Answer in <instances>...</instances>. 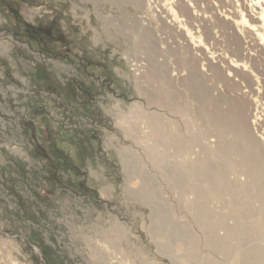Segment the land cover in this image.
<instances>
[{
	"label": "rangeland",
	"instance_id": "374dc122",
	"mask_svg": "<svg viewBox=\"0 0 264 264\" xmlns=\"http://www.w3.org/2000/svg\"><path fill=\"white\" fill-rule=\"evenodd\" d=\"M211 1V15L189 21L176 0L165 1L163 12L155 0H146L149 10L123 0H0V264H193L187 249H176L160 206L191 229L200 258L239 264L238 249L225 257L205 246L149 154L143 118L154 110L179 118L149 100L169 85L186 96L180 119L197 115L200 104L179 80L185 71H176L174 55L187 51L208 88L219 91L213 94L249 98L247 111L264 114L256 2ZM233 60L243 67L229 70ZM226 82L238 89L226 92ZM144 183L150 205L128 195L145 198ZM225 200L209 205L230 217Z\"/></svg>",
	"mask_w": 264,
	"mask_h": 264
},
{
	"label": "bare ground",
	"instance_id": "6f19581e",
	"mask_svg": "<svg viewBox=\"0 0 264 264\" xmlns=\"http://www.w3.org/2000/svg\"><path fill=\"white\" fill-rule=\"evenodd\" d=\"M119 1L104 0L111 6H118ZM123 1L132 8L149 10L146 0ZM165 1L167 0H155L156 6L159 7L158 11L163 12V8L166 7H164ZM189 1L193 2L194 10L189 8L185 0H176L178 11L180 14H185L189 21L201 20L215 11L211 0ZM255 2L258 7V16L255 17L259 25L254 24L259 30L256 28L257 31L253 32L263 37L264 0H255ZM199 3H205V6L202 7L203 5L200 6ZM247 21L248 19L241 14L239 22L247 23ZM143 25L142 21L134 23L135 28ZM252 27L253 24L248 25V29ZM187 52L174 55L176 71H185V76L179 80L188 92V96L200 104L196 110L197 115L187 121L180 119L186 113L184 104L186 96L172 85H169L164 92L151 93L149 100L152 103L169 108L179 118H166L159 110L143 112L147 125L146 132L152 138V144H149L147 149L154 162L165 168L167 182L179 193L180 202L203 232V242L210 251L228 257L232 249H238L236 263L264 264V123L262 122L264 114L255 109L247 111L249 98L245 97V100L221 93L213 94L212 91L216 89L213 87L211 91L205 84L206 72L200 71L201 67H198L196 57ZM239 62L235 60L230 62L229 70L234 72L238 66L243 67ZM214 72L224 81L223 71L216 69ZM233 82L222 83L223 89L226 92L238 89V83ZM143 189L145 198L143 193L138 192H130L128 195L150 205V198L147 197L150 194L149 185L144 183ZM213 197L226 199L225 202L232 212L230 217L216 214L209 205ZM158 211L163 217L170 237L175 240L177 250L187 249L188 254L194 258L193 264H217V261L210 257L211 255L210 258H200L197 255L196 237L189 227L175 224L165 207L160 206ZM229 219L232 220L230 223ZM218 230L223 232L219 234ZM164 246L163 244L160 248L164 249Z\"/></svg>",
	"mask_w": 264,
	"mask_h": 264
}]
</instances>
